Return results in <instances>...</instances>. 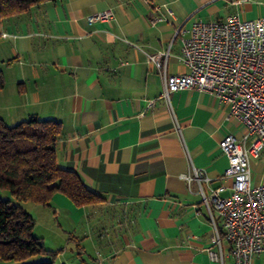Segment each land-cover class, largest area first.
Wrapping results in <instances>:
<instances>
[{
	"label": "crops",
	"instance_id": "crops-1",
	"mask_svg": "<svg viewBox=\"0 0 264 264\" xmlns=\"http://www.w3.org/2000/svg\"><path fill=\"white\" fill-rule=\"evenodd\" d=\"M231 1L49 0L0 18L7 34L0 35V118L7 125L33 116L59 121L57 164L103 197L94 207H77L61 193L51 199L76 220L93 212L101 260H84L76 244L81 264H234L226 243L222 261L209 257L219 247L210 243L208 211L197 182L188 187L180 174L202 169L205 192L224 185L220 195H228L232 179L219 142L227 134L242 139L245 128L197 89L173 92L169 107L147 61L170 47L167 73H185L179 57L188 33L175 36L179 26L264 17V0ZM106 10L107 21H87ZM249 169L252 185L264 183V148ZM252 264H264V254Z\"/></svg>",
	"mask_w": 264,
	"mask_h": 264
},
{
	"label": "built area",
	"instance_id": "built-area-1",
	"mask_svg": "<svg viewBox=\"0 0 264 264\" xmlns=\"http://www.w3.org/2000/svg\"><path fill=\"white\" fill-rule=\"evenodd\" d=\"M109 18L111 12L106 10L87 17V21ZM184 32L188 36L181 41L179 59L187 69L185 73H167L170 47L147 54V61L155 65L161 77L160 97L170 107L173 92L183 89L207 92L228 108L229 116L241 121L245 133L242 139L227 134L219 142L228 162L224 174L232 179L228 195H220L224 185L209 187L206 193L202 183L208 185L209 178L202 169L191 167L180 177L188 187L197 182L208 211L212 227L210 243L219 247L218 253L209 250V257L222 261L221 248L226 243L234 264H252L254 255L264 254V183L252 185L249 169L250 158L258 157L264 148V17L198 19L186 29L179 26L175 36Z\"/></svg>",
	"mask_w": 264,
	"mask_h": 264
},
{
	"label": "trees",
	"instance_id": "trees-1",
	"mask_svg": "<svg viewBox=\"0 0 264 264\" xmlns=\"http://www.w3.org/2000/svg\"><path fill=\"white\" fill-rule=\"evenodd\" d=\"M45 1L49 0H0V18L23 13ZM4 82L0 69V90ZM60 131V122L53 119L33 116L7 125L0 118V189L19 202L50 208L55 193L67 196L77 207L102 202L103 197L88 187L75 170L57 164ZM33 227V218L20 204L0 197V260L55 264V253L44 247ZM38 255L49 258L29 260Z\"/></svg>",
	"mask_w": 264,
	"mask_h": 264
},
{
	"label": "rangeland",
	"instance_id": "rangeland-1",
	"mask_svg": "<svg viewBox=\"0 0 264 264\" xmlns=\"http://www.w3.org/2000/svg\"><path fill=\"white\" fill-rule=\"evenodd\" d=\"M0 197L9 198L13 203L20 204L31 215L34 220L33 232L42 238L45 248L55 253V264H81V258L89 263H92V259L101 260L94 241L97 237L96 233H93L96 236H93V238L90 233V226L93 225L92 211H89L92 214L89 218L76 220L71 211L57 207L53 203L52 208H50L31 202H19L7 190L3 189H0ZM94 206L92 205V207ZM53 210H56V212L53 213ZM76 244L82 247L81 258L78 257ZM46 258L49 257L38 255L29 260H45ZM0 264H20V262L0 260Z\"/></svg>",
	"mask_w": 264,
	"mask_h": 264
}]
</instances>
